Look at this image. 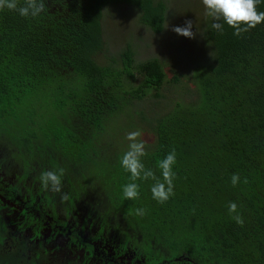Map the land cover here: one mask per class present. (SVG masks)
Here are the masks:
<instances>
[{
	"label": "trees",
	"instance_id": "trees-1",
	"mask_svg": "<svg viewBox=\"0 0 264 264\" xmlns=\"http://www.w3.org/2000/svg\"><path fill=\"white\" fill-rule=\"evenodd\" d=\"M45 5L35 18L0 10V180L10 188L6 195L39 196L35 207L44 206L42 213L64 232L76 233L91 218L97 233L113 231L119 248L138 247L146 264H264V23L237 37L227 24L221 34L211 18L196 19L203 35L198 45L211 52L192 63L196 97L159 112L142 101L159 96L172 57L138 59L127 40L108 50L102 21L111 8L126 6L158 34L167 21L165 0ZM257 10L264 11V0ZM134 127L151 134L142 162L157 176V161L176 151L174 195L163 204L152 198L151 179L136 181L138 199L123 197L130 174L120 158ZM59 168L67 201L39 181L41 171ZM233 173L240 176L235 187ZM230 201L243 226L230 217ZM137 208L146 214L136 215ZM3 223L0 216V264H36L32 251L3 247Z\"/></svg>",
	"mask_w": 264,
	"mask_h": 264
},
{
	"label": "clouds",
	"instance_id": "clouds-1",
	"mask_svg": "<svg viewBox=\"0 0 264 264\" xmlns=\"http://www.w3.org/2000/svg\"><path fill=\"white\" fill-rule=\"evenodd\" d=\"M262 0H201L204 6V15L211 18L213 23L211 28L217 32L223 33L224 24L234 29L233 35L239 37L243 33L256 27L258 24L264 23V11H258L257 5ZM16 11L22 17L35 18L45 11V0H23V4L19 0H0V10ZM167 27V24L166 26ZM193 21L185 20L183 26H173L172 31L178 35L193 38L196 33L192 31ZM141 131L135 130L126 133L125 139L129 142L127 150L120 158V165L125 172L129 173V183L122 186V194L125 199L135 200L139 198L140 185L136 183L138 180L154 181L150 191L152 198L158 203L163 204L174 195V179L175 172L173 166L176 163V151L172 149L163 159L157 161L156 168L160 171V176L151 168H146L142 162V157L147 155L146 142L140 139ZM64 169L43 170L39 175L41 187L46 191L61 193V200L67 201L69 196L62 193V177ZM232 186H236L240 182V176L233 173L230 177ZM247 183V178L244 179ZM228 213L237 225L243 226L244 219L238 213V206L235 202L228 203ZM135 214L144 216L146 210L137 208Z\"/></svg>",
	"mask_w": 264,
	"mask_h": 264
},
{
	"label": "rangeland",
	"instance_id": "rangeland-1",
	"mask_svg": "<svg viewBox=\"0 0 264 264\" xmlns=\"http://www.w3.org/2000/svg\"><path fill=\"white\" fill-rule=\"evenodd\" d=\"M165 3L168 7L165 23L167 27L164 26L163 31L158 34H153L147 27L141 25L135 11L126 6L111 8L106 20L102 21L104 29L105 26L107 28L105 31L108 40L105 46L108 50L114 51L118 47H123L127 40L133 43V50L136 51L135 57L138 59H146L155 55L164 58L172 57V59H167V64H165V80L159 88V96H154L152 93V96L142 101L149 102L150 109L159 112L169 110L177 101H186L188 98L196 97L192 82V63L200 59L202 55L211 53L207 46L198 45L203 35L201 29H198L200 21L196 19L205 17V9L201 0H165ZM110 16L112 17L109 19ZM185 20L193 21L192 31L196 33L193 38L178 35L171 30L173 26H183ZM105 54L106 52L103 51L101 56L104 57ZM175 75L178 76L177 80L174 79ZM140 79L138 76L137 82ZM140 104L137 106L138 109ZM131 109L134 110V107ZM132 130L141 131L140 139L145 142L151 139V134L145 133L141 127H134ZM186 261L191 263L190 259Z\"/></svg>",
	"mask_w": 264,
	"mask_h": 264
},
{
	"label": "flooded vegetation",
	"instance_id": "flooded-vegetation-1",
	"mask_svg": "<svg viewBox=\"0 0 264 264\" xmlns=\"http://www.w3.org/2000/svg\"><path fill=\"white\" fill-rule=\"evenodd\" d=\"M9 190L0 180V216L6 229L3 247L19 246L26 248L27 253L32 251L36 264H146L138 247L119 248L113 231L97 233L99 226L91 218L76 233L70 229L64 232L49 213H42L44 206L35 207L39 196L32 201L29 197L12 198L6 195ZM18 200L25 203L16 207Z\"/></svg>",
	"mask_w": 264,
	"mask_h": 264
}]
</instances>
